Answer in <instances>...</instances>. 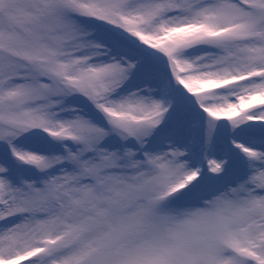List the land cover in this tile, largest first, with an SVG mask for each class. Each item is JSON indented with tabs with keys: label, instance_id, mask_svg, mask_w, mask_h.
<instances>
[{
	"label": "snow or ice",
	"instance_id": "obj_1",
	"mask_svg": "<svg viewBox=\"0 0 264 264\" xmlns=\"http://www.w3.org/2000/svg\"><path fill=\"white\" fill-rule=\"evenodd\" d=\"M0 264H264V0H0Z\"/></svg>",
	"mask_w": 264,
	"mask_h": 264
}]
</instances>
